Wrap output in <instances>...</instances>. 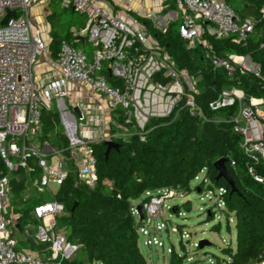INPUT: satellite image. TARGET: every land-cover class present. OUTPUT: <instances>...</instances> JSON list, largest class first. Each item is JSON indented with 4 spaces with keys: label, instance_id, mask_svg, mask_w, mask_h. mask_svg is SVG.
Listing matches in <instances>:
<instances>
[{
    "label": "built area",
    "instance_id": "built-area-1",
    "mask_svg": "<svg viewBox=\"0 0 264 264\" xmlns=\"http://www.w3.org/2000/svg\"><path fill=\"white\" fill-rule=\"evenodd\" d=\"M34 1L0 0V22L7 12L15 14L0 25V162L3 166L0 168V264H60L76 255L80 246L69 242L65 233L56 228V218L63 214L64 205L55 195L69 173L77 184L88 189L94 187L96 145L119 144L133 138L143 142L152 129L149 127L152 121L174 120L182 111L205 120L195 99L196 81L185 70L178 69L165 48L148 35L145 25L138 20L139 17L158 22L152 11L143 14L145 5L152 0H134L140 6L136 11L125 0L122 16L102 0H60L63 9L87 19L85 28L72 32L91 47L92 55L61 41L55 58L49 50L51 40L31 21ZM159 1L165 4L168 0ZM174 2L178 12L173 10L174 16L166 14L165 26L161 19L162 32L170 20L179 19V37L189 47H203L213 66L224 68L229 75L237 67L261 79L260 66L249 56H230L231 63L217 59L210 54L211 46L204 40L205 35L215 40L234 37L236 43H241L254 31L258 20L252 17L239 20L224 0ZM261 48L264 49V43ZM41 67L44 70L38 77L35 72ZM244 102L243 92L232 87L223 89L210 109L216 112L238 105V113L231 119L233 131L242 136L239 149L248 160V176L264 191V114L258 110L263 101L251 98L248 105ZM44 111L56 114L63 145L42 137ZM251 124L258 131L256 139L248 134ZM63 164L66 169H62ZM234 165L232 161L231 166ZM200 174L202 181L205 170ZM26 175L29 178L38 175L33 188L39 194L49 195V200L36 197L39 201L31 211L38 222L33 240L45 254L17 251L12 234L17 215L10 212V218L7 216L11 204L10 182L25 179L23 199L26 200L29 191ZM176 193L182 192L168 188L145 192L144 201L138 204L142 206V220L136 206H131L130 213L144 246L164 249L163 241L155 234L167 229L166 215L175 214L173 208L177 206L172 207L169 200ZM197 193L201 199H215V204L205 212L212 211L213 218L216 211L223 213L226 188H205ZM216 218L218 222L221 219ZM180 238L189 239L190 235L182 229ZM193 246L198 248L199 243ZM171 251L172 247L166 249L168 254Z\"/></svg>",
    "mask_w": 264,
    "mask_h": 264
},
{
    "label": "trees",
    "instance_id": "trees-1",
    "mask_svg": "<svg viewBox=\"0 0 264 264\" xmlns=\"http://www.w3.org/2000/svg\"><path fill=\"white\" fill-rule=\"evenodd\" d=\"M224 1L232 7L239 20L252 17L258 23L241 43H236L234 37L215 40L205 35L204 40L211 46L210 54L228 62L230 56H249L260 66L261 79L245 74L235 66L230 75L224 68L213 66L203 47H189L179 37V19L168 24L162 32L152 20L138 17L148 35L165 48L178 69L185 70L196 81L195 99L205 120L182 111L174 120L152 121L149 126L152 129L143 142L138 138L119 142L120 147L110 150L107 158L104 156L106 146L96 145L97 181L94 187L88 189L77 184L74 175L69 173L55 195V199L64 205L63 214L56 218V228L65 233L69 242L80 246L71 260L60 264H148L140 251L137 224L130 213L132 203L140 199L143 202L147 191L163 188L189 193L192 191L191 183L202 170H205L204 178L193 190H199L200 194L205 188H226L222 212L226 229L229 230L231 218L235 231L234 248L231 244L222 247V258H216L215 262L258 264L264 261V191L248 176V160L239 149L242 136L233 131L231 119L237 115L238 105L216 112L210 109V104L220 92L232 87L243 92L246 105L251 98L262 100L264 105V49L261 48L264 43V0ZM171 3V9H174L175 4ZM61 10L58 13L51 11L47 17L51 39L49 50L53 58L61 41L79 48L88 47L72 32V22L59 23L63 12L72 11ZM84 26H78L75 32ZM58 126L55 113H42L41 134L44 139L50 140L59 131ZM221 158L226 159L225 165L236 184L237 193H230L227 183L217 179L214 163ZM232 161L234 166H231ZM0 168H3L1 162ZM262 173L264 175V170ZM25 185L24 178L10 182L14 198L7 208V216L10 212L16 214L18 225L12 234L24 226L38 224L31 211L39 199L24 200ZM181 206L186 210L190 208L188 203ZM179 208L175 209L176 215ZM212 219L213 212H206V222ZM176 229L181 236L183 228L177 226ZM211 230L219 233L220 221L212 225ZM179 246L181 254L172 247L169 264H182L189 259L181 238ZM32 248L36 249V245L33 244Z\"/></svg>",
    "mask_w": 264,
    "mask_h": 264
},
{
    "label": "rangeland",
    "instance_id": "rangeland-1",
    "mask_svg": "<svg viewBox=\"0 0 264 264\" xmlns=\"http://www.w3.org/2000/svg\"><path fill=\"white\" fill-rule=\"evenodd\" d=\"M168 0L166 4L160 2L159 0H152L147 3V6L150 11L154 13L156 18L162 19V25H166V12L160 11V7H169ZM172 2V1H171ZM172 4V3H171ZM170 4V5H171ZM153 7H152V6ZM156 8V10H155ZM62 7L60 0H54L53 5L50 7L51 11L55 13L62 12ZM178 12L177 10H174ZM64 21L72 22V29L78 30V26H84L87 23V19L84 16H79L78 14H73L72 11H65L62 13V17L59 18V23L63 24ZM169 21V20H168ZM170 20L168 24L172 23ZM161 25V26H162ZM168 26V25H167ZM79 48V47H77ZM81 49V48H80ZM82 50L88 54L92 55L91 47L82 48ZM54 110V108H53ZM258 110L264 114V105H259ZM59 127V126H58ZM51 143H57L63 145V140L61 138V128L59 131L53 134V137L49 140ZM49 164V162H48ZM203 177V174L199 175V179L191 183L192 191L189 193H176L175 198L169 200V204L172 207L180 206V215L171 213L170 217L166 215L168 219L167 229L156 233L155 236L162 240L164 243V249L157 247H146L143 245V238L140 236V251L145 256L148 261V264H169L170 255L166 252L167 248L173 247L175 252L181 254V249L179 246L180 232L176 229L177 226L182 227L187 233H189V239H182L185 246V252L189 256L190 260H184L182 264H217L216 258H222L220 249L227 244H231L234 248L235 245V231L233 221L229 222V230L226 229V223L224 220V214L215 212V216L212 220L206 222V212L208 208L212 207L215 204V199L208 200L207 198L201 199L198 193L193 190V188L199 183L200 179ZM27 179V185L29 188L28 198H42V200H49V195L47 192L39 194L35 188H33V182L38 179V175H34L32 178H29L28 175L25 176ZM13 194L9 192V199L13 201ZM141 202L140 200L134 201L132 204L137 206ZM189 205V210H186L182 207V204ZM222 209V208H221ZM216 216H220V225L221 230L219 233L212 231L211 226L218 222ZM35 228L32 225L24 226L23 231L25 233L34 231ZM202 240H206L210 243L209 246H205L203 249H195L193 244L199 243ZM97 264V263H96Z\"/></svg>",
    "mask_w": 264,
    "mask_h": 264
},
{
    "label": "crops",
    "instance_id": "crops-1",
    "mask_svg": "<svg viewBox=\"0 0 264 264\" xmlns=\"http://www.w3.org/2000/svg\"><path fill=\"white\" fill-rule=\"evenodd\" d=\"M53 1L54 0H35L32 8H31V11H30V18H31L32 23L35 25V28H38L42 32V35L44 37H47L48 39H50V26L48 24L47 17L51 12L50 7L53 5ZM102 1L108 3V5H111L113 7L114 12L119 16H122L123 12H125V5H124L125 0H102ZM126 1H130V8H132V10L136 11V10L140 9V6L134 0H126ZM171 1L175 4L174 0H171ZM171 1L169 3H171ZM159 9H160V11L162 10V12H166V14L171 13L172 16H174L175 13L173 12V10H175L176 7L174 6V9H171V5L169 4V7H166L164 5L163 8L160 7ZM155 10H156V8H155ZM148 11H149V8L147 5H145V7L143 9V14H147ZM130 12H132V11H130ZM150 20H152L154 22L155 27H157L158 29L163 27V26H161V18H158V22H155V20H153V19H150ZM86 24H85L84 28L86 27ZM81 43H83V42L81 41ZM88 47H90V46H88ZM81 48H85V47H81ZM42 67H44L43 64H42ZM42 67H41V69L38 68L36 70V72H35L36 76L39 77L42 75V72L44 70ZM243 126H245V125L243 124ZM254 127H255L254 124H251L249 126L248 134L256 139V138H258L259 135H258V131L255 130ZM8 218H10V215H8ZM13 224H14V227L18 228V225H16V221H14ZM32 226H34V228H35V225H32ZM23 228H22V230H18L13 234L14 238L17 241L16 250L19 252H28V253H32L35 255L40 254V253L45 254L43 252V249L40 246H38L35 243V241L33 240L34 232L30 231V232L25 233L23 231ZM26 242H28V244ZM33 244L36 245V249L32 248Z\"/></svg>",
    "mask_w": 264,
    "mask_h": 264
},
{
    "label": "water",
    "instance_id": "water-1",
    "mask_svg": "<svg viewBox=\"0 0 264 264\" xmlns=\"http://www.w3.org/2000/svg\"><path fill=\"white\" fill-rule=\"evenodd\" d=\"M15 14L14 12H7L6 16L1 20L0 25H4L7 21V19L9 17H13ZM81 41L83 42V40L81 39ZM106 146V150L104 153L105 158H107L110 150L114 149L117 150L120 147V144L118 143H114V142H108L105 143ZM226 159H219L214 163V168L217 171V179H223L227 185L230 187V193H237V187L235 182L233 181V179L230 176V173L228 172L227 168H226ZM62 169H66L65 164L62 165ZM199 190H197L198 192ZM74 209V207L72 208V210ZM176 208H173V212L175 211ZM136 210L138 212L139 215V220H142L143 218V210H142V206L141 205H137L136 206ZM210 243L207 242L206 240H202L199 242V249H203L205 246H209Z\"/></svg>",
    "mask_w": 264,
    "mask_h": 264
}]
</instances>
